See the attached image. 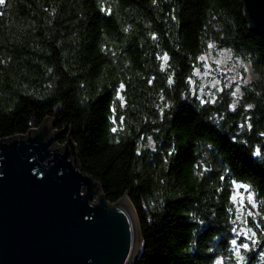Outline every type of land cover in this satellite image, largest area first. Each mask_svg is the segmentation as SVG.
I'll return each instance as SVG.
<instances>
[{
	"label": "trees",
	"instance_id": "trees-1",
	"mask_svg": "<svg viewBox=\"0 0 264 264\" xmlns=\"http://www.w3.org/2000/svg\"><path fill=\"white\" fill-rule=\"evenodd\" d=\"M46 119L127 196L135 264H264V39L241 0H5L0 140Z\"/></svg>",
	"mask_w": 264,
	"mask_h": 264
},
{
	"label": "water",
	"instance_id": "water-1",
	"mask_svg": "<svg viewBox=\"0 0 264 264\" xmlns=\"http://www.w3.org/2000/svg\"><path fill=\"white\" fill-rule=\"evenodd\" d=\"M264 39V0H241ZM46 119L0 140V264H135L142 238L126 195L106 200L82 171L71 134Z\"/></svg>",
	"mask_w": 264,
	"mask_h": 264
},
{
	"label": "snow or ice",
	"instance_id": "snow-or-ice-1",
	"mask_svg": "<svg viewBox=\"0 0 264 264\" xmlns=\"http://www.w3.org/2000/svg\"><path fill=\"white\" fill-rule=\"evenodd\" d=\"M5 2V0H0V4H3ZM245 247H247V245H245Z\"/></svg>",
	"mask_w": 264,
	"mask_h": 264
},
{
	"label": "rangeland",
	"instance_id": "rangeland-1",
	"mask_svg": "<svg viewBox=\"0 0 264 264\" xmlns=\"http://www.w3.org/2000/svg\"><path fill=\"white\" fill-rule=\"evenodd\" d=\"M59 144V143H58Z\"/></svg>",
	"mask_w": 264,
	"mask_h": 264
}]
</instances>
